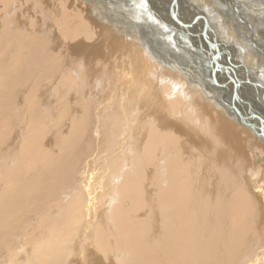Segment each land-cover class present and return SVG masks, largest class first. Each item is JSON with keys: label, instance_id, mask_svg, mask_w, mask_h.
Listing matches in <instances>:
<instances>
[{"label": "bare ground", "instance_id": "obj_1", "mask_svg": "<svg viewBox=\"0 0 264 264\" xmlns=\"http://www.w3.org/2000/svg\"><path fill=\"white\" fill-rule=\"evenodd\" d=\"M54 2L0 0V264H264V0ZM99 37L135 87L102 107Z\"/></svg>", "mask_w": 264, "mask_h": 264}, {"label": "rangeland", "instance_id": "obj_2", "mask_svg": "<svg viewBox=\"0 0 264 264\" xmlns=\"http://www.w3.org/2000/svg\"><path fill=\"white\" fill-rule=\"evenodd\" d=\"M12 2H13V4L14 5H17V3H18V5H17V7H16V9H15V11H17V13L14 15V16H16L17 14H19V15H17L15 18H19L18 19V21H20V25H21V27H23V28H25V25H27V24H29L30 22H32V24L34 23L35 24V26L37 27L38 25V27H44L45 26V23H44V19L42 18L43 16H42V13H44V11L43 10H47L48 8H50V9H52L54 6L53 5H55V6H57V2H54V1H56V0H43V2H40V6L38 7L39 8V10H36V7L38 6V5H36L35 6V4L33 3L34 1L33 0H11ZM18 1V2H17ZM36 2H37V0H36ZM22 3V4H21ZM26 3V4H25ZM29 3V4H28ZM31 4H32V6H31ZM34 4V5H33ZM27 7H25V6ZM1 7H0V22L1 23H3L2 22V20L1 19H3L4 18V15H3V10H1L2 9V5H0ZM19 6H21L22 7V9H21V7H19ZM52 6V7H51ZM32 7V8H31ZM42 10H41V9ZM31 9V10H30ZM21 11V12H20ZM33 11H35L34 12V15H33ZM38 11H42V12H40V13H38ZM38 13V14H37ZM24 15V16H23ZM36 15V16H35ZM44 15V14H43ZM25 16H26V18H25ZM31 16V17H30ZM41 16V17H40ZM35 17H36V19H35ZM21 18H24V21H23V19H21ZM24 22V23H23ZM44 23V24H43ZM25 24V25H24ZM33 24V25H34ZM37 24V25H36ZM28 26V25H27ZM0 27H1V24H0ZM96 31H98V29L96 28ZM35 32L36 33H38L36 30H35ZM41 33V32H40ZM100 39L98 40V44H97V49H98V51H96V52H94V53H85V54H83V52H81V50H77L76 52H74V54H73V56L71 57V59L67 62V64H68V66H70V67H72L74 70L76 69V70H78V71H80V72H82V71H84L83 70V68L84 67H86L87 69V71H89V72H91V73H93V72H97V74H95V73H93L92 75L90 74V76H92V78L90 79V82L92 83V85L90 86V87H92V89H93V91L94 90H96V91H100L99 93L97 92L96 94H95V96H96V98L97 99H99L98 101H100V102H102V104H101V107L102 106H105L106 104H108L109 102H112V101H119L121 98L119 97V96H121L122 95V97H123V95H131V93H132V91L134 90V88L135 87H130L131 89H132V91L131 90H129L130 88H129V84L127 85L125 82H124V79H123V74H122V70H123V68H122V66L124 67L125 65H126V62L125 61H127L126 59L124 60V56H126L125 54H123V48H121L119 45L118 46H114V43L113 44H111V43H109L106 39H103V37H99ZM102 38V39H101ZM85 38L83 37H80V38H78L76 41L77 42H80L81 40H84ZM101 40V41H100ZM103 42H105V43H103ZM104 45V46H103ZM108 45V46H107ZM109 45H110V47H109ZM99 46H100V48H99ZM103 46V47H102ZM119 47V48H118ZM107 48H108V50H107ZM103 49V50H102ZM105 50V51H104ZM100 51H102V52H100ZM119 51V52H118ZM123 51V52H122ZM96 53H98V54H96ZM105 53H107V54H109L108 56H107V54H105ZM115 53V54H114ZM102 54H103V57H102ZM119 54H120V56H119ZM122 54V55H121ZM85 55H86V57H85ZM93 57H92V56ZM98 58H97V57ZM108 57H110V58H108ZM124 57V58H123ZM97 58V59H96ZM123 58V59H122ZM80 59V60H79ZM92 59V60H91ZM112 59V60H111ZM124 60V61H123ZM84 61H87V63L86 62H84ZM104 61V62H103ZM108 61V62H107ZM113 61H116V62H113ZM117 61H119L120 62V64H119V62H118V64H117ZM122 61V62H121ZM82 62H84L83 63V65H84V67H82ZM93 64H92V63ZM95 62V63H94ZM99 62V63H98ZM112 62V63H111ZM76 63V64H75ZM90 63V64H89ZM96 63H98V64H96ZM103 65H102V64ZM114 63H116V64H114ZM75 64V65H74ZM87 64V65H86ZM92 64V65H91ZM96 64V65H95ZM113 64V65H112ZM88 65H91V66H89L90 68H88ZM96 66L97 67V69L94 67V66ZM116 65V66H115ZM122 65V66H121ZM79 66L81 67V68H79ZM118 66H120V67H118ZM93 67V68H92ZM95 68V69H94ZM66 69L68 70V68L66 67ZM101 69V70H100ZM91 70H93V71H91ZM95 70V71H94ZM102 72H100V71ZM108 72L109 74L108 75H103L105 72ZM79 72V73H80ZM112 72V73H111ZM99 73H100V75H99ZM117 73V76H118V78L117 79H113V80H111L112 79V77H114L115 75L114 74H116ZM120 75H119V74ZM98 75V76H97ZM102 75H103V77H102ZM93 76H94V78H93ZM88 77V76H87ZM86 77V78H87ZM99 77H101L100 79H99ZM108 77V78H107ZM122 79H120V78ZM103 79V80H102ZM109 79V80H108ZM93 82H92V81ZM107 80V81H106ZM96 81L98 82V83H96ZM110 81V82H109ZM49 83V82H48ZM48 83H46L45 84V87H46V85L48 84ZM96 83V84H95ZM101 83V84H100ZM109 83V84H108ZM116 83V84H115ZM55 83H53V84H50L51 85V87H53V85H54ZM94 84V85H93ZM102 84H103V86H102ZM111 84H112V86L113 87H110L111 86ZM95 85H97L98 87L96 88V86ZM109 87H108V86ZM120 85V86H119ZM105 86L108 88L107 90H106V88H105ZM114 86H117V87H114ZM124 86V87H123ZM24 87V86H23ZM102 87V88H101ZM127 87L129 88V89H127ZM101 88V89H100ZM114 88V89H113ZM123 88H125V89H123ZM103 89H105V90H103ZM118 90V91H117ZM125 90H127V91H125ZM26 91H27V89H25V93H23V95L22 96H25L26 95ZM105 91H107V92H105ZM129 91H131V93L129 92ZM104 92H105V94H104ZM120 94L121 92V94L120 95H117L118 93ZM154 92L152 91V89H151V91H147V99H148V102H149V99H151V97L153 96H155V93L153 94ZM117 96H116V95ZM102 95V96H101ZM21 96V97H22ZM106 97H108V99L106 98ZM115 97V98H114ZM123 98H125V97H123ZM103 99V100H102ZM111 99V100H110ZM154 99V98H153ZM153 99H151V102L153 101ZM97 101V100H96ZM239 125V124H238ZM242 127V126H241ZM180 130L181 131H183V133H180L179 135H180V137H182L183 139V143L185 142V141H188V138L189 139H191V140H193V138L194 137H192V136H190V135H187L185 132H184V125H183V127L182 128H180ZM189 145H190V142H189ZM21 146H24V143H22L21 144ZM54 149L56 150V147H54ZM243 150H244V154L246 155V157L247 156H249V154H250V152L249 151H247L248 150V146L245 144V147H243L242 148ZM1 154L3 155V157L1 158V162H7V163H10V161L9 160H11L12 162H14V160H13V153H12V150H11V148L8 146V145H6L5 147H2V149H1ZM247 152V153H246ZM249 153V154H248ZM82 157H85V154H83L82 155ZM9 159V160H8ZM249 160H250V157H249ZM252 165L253 164H251V168H252ZM249 173V171L246 173V174H248ZM244 175V177H246V180L248 179V175H250V173L248 174V175ZM243 177V178H244ZM248 183V182H247ZM147 187H148V185H147ZM148 189V188H147ZM151 189H153L152 187L151 188H149L148 189V191H151V193L153 194V190H151ZM212 198H213V196L212 195H210ZM91 249V248H90ZM91 251H87L86 253H89L90 255H91V258L93 259V260H95L96 262H97V260H98V264H107V262L108 261H105L102 257H100V256H98L96 253H90Z\"/></svg>", "mask_w": 264, "mask_h": 264}, {"label": "water", "instance_id": "obj_3", "mask_svg": "<svg viewBox=\"0 0 264 264\" xmlns=\"http://www.w3.org/2000/svg\"><path fill=\"white\" fill-rule=\"evenodd\" d=\"M231 80H232L233 85L235 86V87H234V91H235L236 88H237L236 85H238L237 80H234V79H232V78H231ZM263 136H264V135H263Z\"/></svg>", "mask_w": 264, "mask_h": 264}]
</instances>
